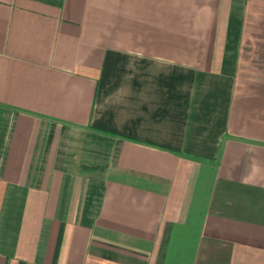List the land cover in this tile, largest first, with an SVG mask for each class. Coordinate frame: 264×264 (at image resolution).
Instances as JSON below:
<instances>
[{"label": "crops", "instance_id": "1", "mask_svg": "<svg viewBox=\"0 0 264 264\" xmlns=\"http://www.w3.org/2000/svg\"><path fill=\"white\" fill-rule=\"evenodd\" d=\"M0 264H264V0H0Z\"/></svg>", "mask_w": 264, "mask_h": 264}]
</instances>
